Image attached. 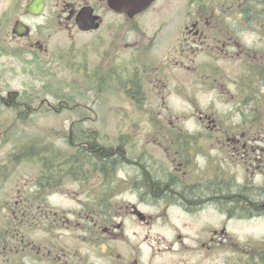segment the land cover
Here are the masks:
<instances>
[{
    "label": "flooded vegetation",
    "instance_id": "obj_1",
    "mask_svg": "<svg viewBox=\"0 0 264 264\" xmlns=\"http://www.w3.org/2000/svg\"><path fill=\"white\" fill-rule=\"evenodd\" d=\"M146 4L132 16L113 6ZM150 11L156 25L142 53L151 69L136 58L126 72L112 66L114 81L137 71L144 100L149 78L151 102L181 97L193 108L149 113L146 143L126 131L108 140L104 118L77 112L45 130L51 144L40 138L28 159L16 143L6 149L8 137L28 134L44 107L74 108L0 94L9 110L0 112V264H157L151 228L170 223L171 211L183 222L166 249L190 258L176 264H264V0H0V38L13 45L0 52L41 63L58 33L83 32L108 37L105 54L117 53ZM140 47L133 56L143 57ZM26 164L34 178L18 171ZM236 226L259 235L243 239Z\"/></svg>",
    "mask_w": 264,
    "mask_h": 264
},
{
    "label": "rangeland",
    "instance_id": "obj_2",
    "mask_svg": "<svg viewBox=\"0 0 264 264\" xmlns=\"http://www.w3.org/2000/svg\"><path fill=\"white\" fill-rule=\"evenodd\" d=\"M156 15L157 13L151 14L150 11L142 16L139 19L141 31L137 34L123 37L122 45H119L117 53L105 54L104 51L111 47V40L108 37L95 41L94 33L83 32H78L74 39L68 37V35L66 36L64 32L58 33L50 44V52L43 56L44 60L48 61H41V63L30 58V56L23 55V57L18 56L17 58L13 54L1 51L0 94L6 95L8 91L24 92L25 95L31 94L38 98L34 107H37L40 100L44 98L51 105L57 106L58 110L61 101L54 95L68 93L70 96H74L78 103L83 105V109H85V106L89 107L93 111H88L98 113L99 117L104 118L103 124L101 126L98 124L97 126L106 128L105 133H107L108 140H116L122 131H126L130 134L135 133L139 144L146 143L149 129V113L161 111L165 115L171 113L175 115L185 110H191L193 105L188 104L181 97H172L166 104L161 103L158 99L151 102V83L149 78L144 80L146 85L145 100L140 102V104L135 103L134 99L127 97L121 87V83L118 85L114 80H110L111 86L107 87V89L102 88L101 90L95 85L92 88H87L89 79L85 78L82 69L80 71V64L87 65L89 72L92 74L95 70L99 71L98 75L100 77H102V73L106 74L112 66H119L121 71L122 68L132 69L139 66L140 69L150 70L151 52H147L149 55L145 54L144 56L142 47L151 46V33L156 25ZM153 16L154 18H152ZM110 20L109 16L107 21ZM94 42L97 45H94ZM4 45L13 46L7 45L5 39L0 38V46L4 47ZM137 47H140V55H143L141 58L137 54L133 56L134 49ZM133 57L135 59L131 62ZM51 58L53 59L51 60ZM136 58L139 62L141 61L139 66ZM74 59L76 62L73 65ZM99 67L102 68L99 70ZM148 73L147 71L142 72L141 75L144 74L148 77ZM61 111L64 114L55 115L53 110L44 107L42 111H39L40 113L33 115L27 122L28 134L34 135V138L44 137L45 141L51 144L53 137L45 130L51 129L60 122L67 123L69 117H76V113L79 112L78 110L65 108ZM0 112H9V110L0 106ZM16 137L18 135H12L6 142L1 140L0 143L3 144L5 142L7 145L6 149L11 148L15 144L13 139ZM1 155L2 152L0 151ZM18 171L30 176V178L36 176V167L34 165H22ZM167 221L170 223L156 224L151 228V255L156 256L155 261L157 264L158 262L176 264L180 260H190L185 253L172 250V248L166 249V246L169 245V240L174 239L177 230L176 226L182 229L183 222L182 218L172 213V211ZM142 233H146V231ZM236 234L244 239L248 235H259V232L241 229L236 226ZM181 256L182 258H180ZM175 257L177 258L176 260H174ZM208 260L205 259L204 261Z\"/></svg>",
    "mask_w": 264,
    "mask_h": 264
},
{
    "label": "trees",
    "instance_id": "obj_3",
    "mask_svg": "<svg viewBox=\"0 0 264 264\" xmlns=\"http://www.w3.org/2000/svg\"><path fill=\"white\" fill-rule=\"evenodd\" d=\"M75 59L73 61V65L75 64ZM102 67H99V70ZM81 69L83 70V73L85 75V78L89 79L88 82V87L87 88H92L94 85L95 87L98 88H104L107 89V87L111 86L110 84V80H114V79H121V77L119 78V75L116 74V68L112 67V69L108 70L106 72V74L102 73V77H100L98 75L99 71H94L93 74L89 72L88 66L85 64H80V71ZM113 70V71H112ZM124 71L126 72L127 69L125 68ZM128 78L124 79V82H120L121 83V87L125 93V95L127 97H130L132 99L135 100V103H139L144 101L143 97V87H142V80L138 79V73L137 71L132 72V74H130L129 76H126ZM121 81V80H120ZM119 83V84H120ZM27 95V94H26ZM27 96H31V94L27 95ZM57 99H63L65 100L67 103H69L70 106H73L74 110H78L79 112H88V108L85 106L83 109V105L81 103H78L75 100L74 96H70L68 93L67 94H56L54 95ZM38 99L33 100L34 103H31V101H29V103H31L32 105H34L37 102ZM36 101V102H35ZM43 110V109H42ZM50 110V109H49ZM90 110H92L90 108ZM25 111H28L27 109ZM93 111V110H92ZM29 122V121H27ZM9 138V137H8ZM40 138H44V137H40ZM40 138H34V135L31 134H25V135H20L18 137H16L15 139H13V142L22 146V148L24 150H26V154L28 156V159H34V157L37 155V146L39 148V146L41 145L40 142ZM44 144V148L46 149V145L48 144L47 141L42 142ZM41 149V148H40ZM112 149L109 148L108 150V159H113V155L110 154L112 153Z\"/></svg>",
    "mask_w": 264,
    "mask_h": 264
},
{
    "label": "water",
    "instance_id": "obj_4",
    "mask_svg": "<svg viewBox=\"0 0 264 264\" xmlns=\"http://www.w3.org/2000/svg\"><path fill=\"white\" fill-rule=\"evenodd\" d=\"M114 6V8H116L118 11H121V12H128L131 16L132 15H134L136 12H141L142 10H144L146 7H147V4L146 5H144V6H142L141 5V7H138V8H134V9H127V8H123V7H118V6H116V5H113ZM37 7H35V6H32V7H30V10L31 11H33V12H35L36 10L38 11L39 9H36ZM79 24H80V27H81V29H83V30H90V29H92V28H97V27H99V23H96V24H94V25H88L87 23H85V22H79Z\"/></svg>",
    "mask_w": 264,
    "mask_h": 264
}]
</instances>
